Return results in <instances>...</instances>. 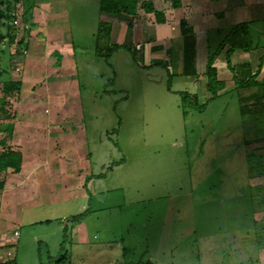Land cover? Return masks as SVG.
<instances>
[{
  "label": "rangeland",
  "instance_id": "obj_1",
  "mask_svg": "<svg viewBox=\"0 0 264 264\" xmlns=\"http://www.w3.org/2000/svg\"><path fill=\"white\" fill-rule=\"evenodd\" d=\"M19 2L12 5L14 12ZM99 2L67 0L76 76L37 94L30 85L40 77L31 76L23 92L36 104L19 111L21 92L7 105L27 122L26 143L33 148L52 143L43 134L49 128L59 132L60 119L63 129L81 131L68 142L74 165L55 164L52 171L46 165L48 172L42 168L36 179L10 186L11 196L26 203L20 256L26 253L27 264H60L63 254L70 264H127L140 258L156 264H263L264 215L255 216L262 197L254 189L256 197L249 199L247 158L237 147L216 151L221 141L215 134L223 132L210 112L183 117L161 60L148 65L142 53L136 61L125 48L109 59L97 54ZM8 6L0 0V11L6 13ZM6 22L0 15V36ZM134 30L143 39L155 35L154 25L144 20ZM14 44L0 43L7 80L21 78ZM49 155L55 152L44 151L45 158ZM87 209L80 221L71 219Z\"/></svg>",
  "mask_w": 264,
  "mask_h": 264
},
{
  "label": "crops",
  "instance_id": "obj_2",
  "mask_svg": "<svg viewBox=\"0 0 264 264\" xmlns=\"http://www.w3.org/2000/svg\"><path fill=\"white\" fill-rule=\"evenodd\" d=\"M152 1L156 9L163 10L165 21L157 22L153 13L140 9L135 28L139 21L144 20L154 25L155 35L143 39L141 34L134 30L133 42L148 61V65L152 63L151 60L162 61L163 78L167 76L171 80L172 87L168 88L169 91L180 96L181 111V91L196 94L201 104L207 102L204 110L196 113L210 112L211 122L222 126L223 134H215V139L221 141L219 145L216 144V151L222 148L233 150L237 147L245 158L251 153L259 157L257 163L261 175L250 179L248 196L253 201L256 197L253 190L258 188L257 194L262 197V201L261 209L255 216L264 215V0H179L177 7L173 6L172 0ZM69 13L67 0H34L31 16L33 26L28 47L17 68L21 71L22 98L24 97V101L20 102L22 108L19 107V111L36 104L33 99L31 102L30 99L26 100L23 92L31 76L40 77L30 85L31 89L36 86V94L43 87L67 82V77L76 76V49ZM182 19L187 21L192 32H182ZM101 20L111 22L112 42L126 41L129 31L126 20L101 13L99 10L97 22ZM237 24L247 25L246 34L239 32L229 38L232 27ZM236 42L242 45L233 47ZM215 52L217 55L214 66L218 79L223 82V88L217 97L209 100L205 70L209 55ZM12 74L14 77L15 73ZM182 115L187 118L190 113L184 115L182 112ZM11 122L14 131L12 136L7 137V144L21 151L22 165L19 172L10 168L0 174V179L5 180L4 188L0 190V241L4 244L0 250V264H27L26 253L20 256L19 248L23 240L25 242L19 224L24 223L25 211L21 210V206L26 203L17 196H11L10 186H23L33 177L36 179V174L42 168L43 172H48L46 165L50 167V171L55 164L72 166L73 145L68 142L74 140L71 137L80 138L77 132L81 131L71 127L63 129L60 119L58 128L60 131L63 129L62 134L49 128L51 131L43 135L47 138L49 136L52 143L47 148H33L26 143L27 138L31 137L29 133H25L26 128H23L27 122L20 120L16 115ZM46 125L50 126L48 123ZM232 129L242 135V138L234 135ZM0 133L3 138L6 136V132ZM245 134H251L250 138L247 139ZM49 149L55 152V156L49 155L50 157L45 158L44 151L48 153ZM86 157L88 158L89 154H86ZM14 178L16 182H11ZM49 182L52 183L51 180ZM16 229L20 231V235L14 239L12 237ZM10 247L14 250L13 256L7 254ZM263 251L264 249L261 253L264 254ZM262 256L264 258V255Z\"/></svg>",
  "mask_w": 264,
  "mask_h": 264
},
{
  "label": "trees",
  "instance_id": "obj_3",
  "mask_svg": "<svg viewBox=\"0 0 264 264\" xmlns=\"http://www.w3.org/2000/svg\"><path fill=\"white\" fill-rule=\"evenodd\" d=\"M8 3V10L6 13L0 11V15L7 18V30L5 35L0 36V43L3 40H6L8 43H15L16 50L15 55L23 58L25 56V51L28 47V39L30 35V30L33 26L31 23L32 16V4L23 3V12L21 14L22 21L29 25V29L24 30L21 35H19L18 28L14 25V11L12 10L13 6L17 3L18 0H6ZM173 6H179V0H172ZM16 7V6H14ZM142 9L147 13H153L157 22L165 21L163 10H158L155 8L152 0H100L99 10L101 13L111 15L124 19L128 22V36L127 40L124 43H114L112 42V24L109 21L101 20L98 23V28L95 34L96 44L95 49L98 55L104 56L106 59H109L111 55L122 48L128 49L131 51L132 57L137 61L138 53L140 50L137 48L135 43L132 41L131 34L133 33V27L138 17L139 10ZM180 27L184 34L192 32L191 27L188 25L185 19H182L180 22ZM239 32H247L246 24H237L232 27L229 38L233 35L238 34ZM232 35V36H231ZM6 38V39H5ZM232 39V38H231ZM241 43H234L233 47L241 46ZM3 49L0 47V58ZM217 52L212 53L208 57L207 66L205 74L207 75V87L210 92V98L214 99L217 97L219 91L223 88V82L218 79L217 69L214 66V60L216 58ZM15 56V57H16ZM229 59V58H228ZM8 72V69L4 67L0 62V123L5 121V124H0V131L6 132V136L0 140V174L6 172L8 169H13L15 172L21 170L22 165V153L20 150L13 148L7 144V137L12 136L14 131V125L11 120L15 117V113H11L7 108L9 105V99L12 97H19L22 92L23 82L21 79H4V74ZM168 88L171 89V80L167 81ZM181 95V108L184 115L189 114L192 111H203L207 105L206 103H199L197 95L191 94L185 91L179 92ZM208 100V101H209ZM254 153L247 155V162L249 166V175L250 178L257 177L261 175V172L258 171V161ZM98 176H104V174H99ZM5 186V180L0 179V190ZM86 186V183H85ZM258 189V188H257ZM88 190V189H87ZM90 209L85 210L82 213L74 215L71 219L75 222L80 221L84 218ZM67 236V227L64 228V237ZM63 242V246H64ZM60 264H70V259L67 254H63L62 257L57 260ZM127 264H156L152 260H143L140 258L137 261H130Z\"/></svg>",
  "mask_w": 264,
  "mask_h": 264
},
{
  "label": "built area",
  "instance_id": "obj_4",
  "mask_svg": "<svg viewBox=\"0 0 264 264\" xmlns=\"http://www.w3.org/2000/svg\"><path fill=\"white\" fill-rule=\"evenodd\" d=\"M19 1H20L19 4H17L18 9L16 10V12H14L15 17H14L13 23L18 28V30L22 33L24 30L29 29V25L25 24L22 21V18H21L22 12L20 14L18 12V10L22 11V8H23V4H22L21 0H19ZM19 235H20V231L18 229H16L13 232V237L12 238L16 239V238L19 237ZM3 245L4 244L0 241V250H1ZM7 254H8V256H13L14 255V250H13L12 247L8 248Z\"/></svg>",
  "mask_w": 264,
  "mask_h": 264
}]
</instances>
